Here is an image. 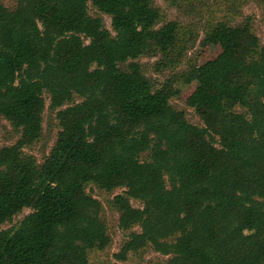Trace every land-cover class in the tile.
<instances>
[{"label":"trees","instance_id":"16d2710c","mask_svg":"<svg viewBox=\"0 0 264 264\" xmlns=\"http://www.w3.org/2000/svg\"><path fill=\"white\" fill-rule=\"evenodd\" d=\"M161 18L149 0H0V116L20 131L0 148V227L31 209L0 229V264H89L109 241L89 184L124 189L118 226L139 232L119 259L150 246L168 257L159 264H264V45L247 24L213 27L221 52L180 76L196 82L197 127L134 62L173 51L177 23L156 28ZM44 94L59 131L37 164L23 148L41 136ZM214 137L209 159L199 151Z\"/></svg>","mask_w":264,"mask_h":264},{"label":"rangeland","instance_id":"374dc122","mask_svg":"<svg viewBox=\"0 0 264 264\" xmlns=\"http://www.w3.org/2000/svg\"><path fill=\"white\" fill-rule=\"evenodd\" d=\"M157 8L161 15V21L156 28L166 22L177 23L178 32L175 47L167 57L141 56L136 62L141 73L150 81L154 89L162 85L170 88L169 104L176 110L182 111L186 121L194 126H202L203 108H191L186 104L187 98L194 91L196 82L185 84L180 76L190 65H207L211 63L221 52L218 42L212 36L213 27L219 22H225L232 26L247 24L258 37L260 45H264V0H149ZM2 4L11 9L16 0H1ZM89 14H98L89 5ZM104 27L111 31L110 18L100 15ZM112 33V32H111ZM88 41L86 40V43ZM175 61L173 65L169 60ZM158 61L167 64V68L157 67ZM164 66V65H163ZM119 68L125 70L127 63L120 64ZM246 89H251L252 84H243ZM44 96V109L42 113V133L40 138L29 146L23 148L25 154L31 155L37 164H41L54 146L59 131L55 112L49 108V98ZM243 113V109H236ZM20 137V131L15 129L6 119L0 116V148L16 143ZM220 146L217 138L206 141L200 148V154L209 159L218 156ZM145 158V154L141 156ZM124 189H116L112 193L97 189L92 184L85 188V192L96 199L100 205V219L105 225L108 236V244L103 249H91L87 253L89 264H159L164 263L168 257L156 253L150 246H146L136 252H129L125 258L116 257L121 252L123 244L128 240L129 232H139V228L133 227L129 231H123L118 226L119 213L112 207L113 196L120 194ZM133 207H140L138 201H131ZM31 209L25 208L15 215L10 221L4 223L1 230H14L19 222Z\"/></svg>","mask_w":264,"mask_h":264}]
</instances>
